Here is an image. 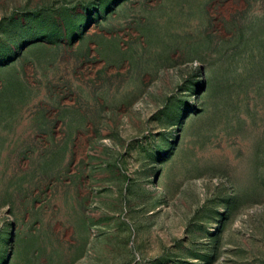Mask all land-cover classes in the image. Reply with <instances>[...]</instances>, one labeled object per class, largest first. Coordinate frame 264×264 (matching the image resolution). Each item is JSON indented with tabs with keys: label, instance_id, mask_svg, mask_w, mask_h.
I'll return each instance as SVG.
<instances>
[{
	"label": "rangeland",
	"instance_id": "374dc122",
	"mask_svg": "<svg viewBox=\"0 0 264 264\" xmlns=\"http://www.w3.org/2000/svg\"><path fill=\"white\" fill-rule=\"evenodd\" d=\"M0 264H264V0H0Z\"/></svg>",
	"mask_w": 264,
	"mask_h": 264
}]
</instances>
